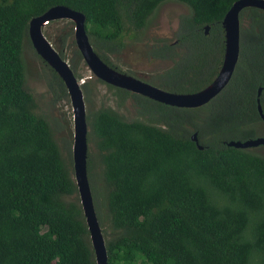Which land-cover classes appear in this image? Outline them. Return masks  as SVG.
I'll return each instance as SVG.
<instances>
[{
    "label": "trees",
    "instance_id": "trees-1",
    "mask_svg": "<svg viewBox=\"0 0 264 264\" xmlns=\"http://www.w3.org/2000/svg\"><path fill=\"white\" fill-rule=\"evenodd\" d=\"M162 1L0 0V264H96L70 139L59 137L61 125L35 110L25 82L23 53L29 47L43 64L49 91L67 94L33 50L28 19L54 4L80 11L93 49L118 70L108 55L122 47L126 34L137 37ZM175 1L188 8L175 35L180 50L171 51L170 69L178 65L182 71L171 75L175 83L166 81L171 76L148 81L193 91L219 67L221 18L234 0ZM238 17L233 72L204 104L174 106L105 82L117 106L133 100L135 116L109 105L85 111L86 174L107 264H264V151L256 147L264 144H226L263 136L256 98L264 112V10L245 6ZM66 22L52 40L79 79L85 65ZM167 50L163 44L150 51L168 57ZM87 74L80 83L83 99L93 79L100 80Z\"/></svg>",
    "mask_w": 264,
    "mask_h": 264
},
{
    "label": "water",
    "instance_id": "water-1",
    "mask_svg": "<svg viewBox=\"0 0 264 264\" xmlns=\"http://www.w3.org/2000/svg\"><path fill=\"white\" fill-rule=\"evenodd\" d=\"M245 6H255L264 10V0H234L221 18L223 29V52L219 67L211 80L199 89L176 92L158 87L134 75L117 70L105 63L89 41L84 28L83 14L63 4H54L42 13L28 19L27 36L35 53L62 80L69 98L72 111L71 159L72 173L77 187L82 213L89 232L91 246L96 264H107L104 239L94 211L87 174H86V121L83 94L80 87L82 78L77 79L68 61L63 58L49 39L44 35L42 27L48 20L67 18L73 22L72 39L78 49L84 65L96 78L151 99L179 107H195L204 104L218 93L228 82L238 59L239 11ZM208 25H204V32ZM206 30V31H205ZM259 90V89H258ZM256 108L264 121V112L256 98ZM190 138L198 144L195 132ZM227 145L246 147L264 144V135L244 140L230 139Z\"/></svg>",
    "mask_w": 264,
    "mask_h": 264
},
{
    "label": "rangeland",
    "instance_id": "rangeland-1",
    "mask_svg": "<svg viewBox=\"0 0 264 264\" xmlns=\"http://www.w3.org/2000/svg\"><path fill=\"white\" fill-rule=\"evenodd\" d=\"M185 13H188V8L181 2L175 0L160 2L149 16L144 29L136 34L137 37L126 34L123 39L122 47L118 51L109 54V60H112L117 65L119 68L118 70L149 81H154L152 80L153 78L157 80L161 77L164 78L165 76L174 75L175 70H181V67H178V65H176V69H168L175 64V60H172L170 56L153 55L149 47H153L154 45L159 46L160 44L163 46V44L174 42L180 16ZM66 20L69 19L63 18V20L58 19V21L47 22L42 27V31L43 29L48 31L50 39L46 37L53 46L55 43L52 39L67 25ZM71 24L73 25L72 21ZM176 42L177 41L174 43L176 44ZM26 46L27 45L24 47ZM175 49L179 51V45H177ZM23 60L25 65V82L33 94L36 104L35 110L49 117L51 121L54 122L55 126L58 124L61 125L56 128V134L59 137L67 136L70 139L71 152L72 111L68 95H56L49 91L45 83L43 64L33 55L29 47H26L24 50ZM161 72H163V74L159 75V78L152 77V75ZM87 73L90 72L86 66H84L82 69V76H89ZM178 74H175V76ZM92 78L96 77L93 76ZM114 95L113 89L108 87L104 81L93 79L88 91V99H83L85 111L87 109H95L99 105H109L127 118L134 117L136 113L133 100L131 98H126L120 106H117L115 104ZM261 132L264 135V130ZM89 147L91 148V144H89ZM256 147L264 151L263 148H260V145ZM101 225L105 227V223ZM104 231L107 232V230Z\"/></svg>",
    "mask_w": 264,
    "mask_h": 264
},
{
    "label": "flooded vegetation",
    "instance_id": "flooded-vegetation-1",
    "mask_svg": "<svg viewBox=\"0 0 264 264\" xmlns=\"http://www.w3.org/2000/svg\"><path fill=\"white\" fill-rule=\"evenodd\" d=\"M167 3H173V2H167ZM175 3V2H174ZM203 31H204V29H203ZM206 31V30H205ZM173 34H175V33H173ZM176 41V39L174 40V42ZM174 42H170V43H166V45H167V48H168V53H169V55H170V58H171V51H173V49L175 50V43ZM159 46H161V44L159 45ZM149 49L151 50L152 49V51H158V46L157 45H154L153 47H149ZM169 57V56H168ZM174 65V64H173ZM172 65V66H173ZM172 66L171 67H169L168 69H170V68H172ZM167 69V70H168ZM166 71V70H165ZM164 71V72H165ZM217 72V71H216ZM161 74H163V72H161V73H156V74H154V75H152V77H156V78H159L160 76L159 75H161ZM191 76V75H190ZM196 76H193V77H189V78H187V79H190V80H193L194 78H195ZM165 78V77H164ZM164 78H161V79H164ZM142 79V78H141ZM181 79H184V78H181ZM143 80H145V81H147V82H149L147 79H143ZM156 80V79H155ZM166 81L167 82H172V83H175V76H171V77H169V78H167L166 79ZM151 83V82H150ZM152 84H154V83H152ZM154 85H156V86H158L157 84H154ZM158 87H160V86H158ZM162 88V87H161ZM165 89V88H164ZM259 89V90H258ZM257 89V93H259V91H260V86H259V88Z\"/></svg>",
    "mask_w": 264,
    "mask_h": 264
}]
</instances>
